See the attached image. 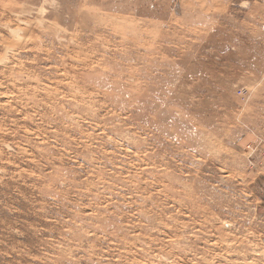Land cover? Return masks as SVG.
Masks as SVG:
<instances>
[{
	"label": "rangeland",
	"instance_id": "rangeland-1",
	"mask_svg": "<svg viewBox=\"0 0 264 264\" xmlns=\"http://www.w3.org/2000/svg\"><path fill=\"white\" fill-rule=\"evenodd\" d=\"M0 264H264V0H0Z\"/></svg>",
	"mask_w": 264,
	"mask_h": 264
},
{
	"label": "built area",
	"instance_id": "built-area-1",
	"mask_svg": "<svg viewBox=\"0 0 264 264\" xmlns=\"http://www.w3.org/2000/svg\"><path fill=\"white\" fill-rule=\"evenodd\" d=\"M252 152H253V149H252ZM250 154H251V153H250ZM253 166H254V165H253V164H251V168H253Z\"/></svg>",
	"mask_w": 264,
	"mask_h": 264
}]
</instances>
